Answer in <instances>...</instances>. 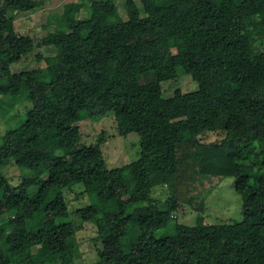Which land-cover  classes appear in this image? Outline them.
<instances>
[{
	"label": "trees",
	"instance_id": "trees-1",
	"mask_svg": "<svg viewBox=\"0 0 264 264\" xmlns=\"http://www.w3.org/2000/svg\"><path fill=\"white\" fill-rule=\"evenodd\" d=\"M123 1L126 18L111 0L67 2L48 17L59 29L35 39L14 13L43 0H0V95L30 105L0 146V264H77L76 219L95 229L93 264H264V0ZM42 46L56 63L11 70ZM180 75L197 89L164 96ZM107 112L139 138L138 158L114 168L101 141L79 146L80 122ZM6 165L29 174L12 184ZM223 177L242 220L210 223L196 188ZM75 185L88 204L69 210L62 191ZM188 210L195 222L179 223Z\"/></svg>",
	"mask_w": 264,
	"mask_h": 264
},
{
	"label": "rangeland",
	"instance_id": "rangeland-1",
	"mask_svg": "<svg viewBox=\"0 0 264 264\" xmlns=\"http://www.w3.org/2000/svg\"><path fill=\"white\" fill-rule=\"evenodd\" d=\"M77 0H43V5L27 12L14 13V25L19 32L29 33L33 38L40 39L45 37L48 32L59 29L55 25H48V17L52 13H61L63 5L67 2ZM115 4V9L111 13L114 18H126V11L123 7V0H111ZM85 12L78 15L83 17ZM168 34V33H167ZM259 36L250 39L253 43H258ZM172 51L175 49L172 47ZM57 62L56 51L51 46H42L35 48L27 60H21L11 64L13 72H20L36 67H43L47 64ZM180 89L183 92L194 91L197 89V83L189 76L180 75L172 80L161 84L162 94L166 97L171 96L174 90ZM8 95H0V146H8L7 130L9 127H17L25 118L26 110L30 107L27 103H11ZM80 142L79 146L89 145L101 141L102 151L108 168H114L127 164L139 156V138L136 133L131 132L126 136H120L117 131L116 122L112 112H107L94 119L82 120L79 124ZM1 172L10 180L12 184H18L22 177L29 174L26 169L16 168L6 165ZM204 184L198 188L203 190L205 198L204 219L210 223H234L242 220L241 198L233 186V178L223 177L208 192L209 185L214 181L201 179ZM209 186V187H207ZM205 187V189H203ZM207 187V188H206ZM63 198L69 210L84 207L88 204V199L83 192L81 185H75L62 191ZM155 198L164 200L168 196V191L156 188L152 192ZM194 212H182L178 216V222L192 225L195 222ZM43 220L38 218L27 222V228L34 230L42 226ZM75 236L67 241V247L73 252L77 264H93L97 258L96 247L99 242L96 241V232L91 223L76 219ZM4 249L7 245L1 241ZM44 247L37 249L33 256L41 254Z\"/></svg>",
	"mask_w": 264,
	"mask_h": 264
}]
</instances>
